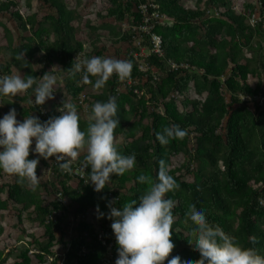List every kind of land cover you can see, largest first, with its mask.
<instances>
[{
    "label": "trees",
    "instance_id": "1",
    "mask_svg": "<svg viewBox=\"0 0 264 264\" xmlns=\"http://www.w3.org/2000/svg\"><path fill=\"white\" fill-rule=\"evenodd\" d=\"M41 1L54 9L56 17L51 26L56 34H60L59 37L50 42V33L46 29H35L16 50L24 53V58L28 61L32 60L34 53L41 50V64L48 67L53 60H57L62 69H69L74 65L73 56L82 52V44L73 38L69 13L63 1ZM148 1L156 6L158 14L167 21V24L151 22V33L161 40L162 56L149 54L145 59L147 66L154 67L162 76L158 81H153L147 75L146 82L141 87L117 93L115 89L119 85V78L113 74L107 81L108 93L101 100L115 97L119 125L114 130V139L118 135L123 136L121 145L116 146L126 155L135 154V167L122 175H112L111 182L101 192H97L88 183V170L84 169L83 179L72 183L73 175L63 173L59 167L60 162L56 165L53 170L60 180L58 183L61 194L69 201V206L75 209L74 214L78 219L74 228L75 236L67 242L62 241L63 213L53 221L45 219L53 212L66 211V208L57 202L43 207L34 197L35 190L26 191L27 183L24 180L20 182L14 175V182L7 186L6 199H0V211L6 210L10 203L23 210L32 206L36 221L42 226L45 241L39 243L35 235H24L22 229L20 234L30 238L31 245H36L33 255L40 264H105L107 258L115 263L118 253L110 227L111 220L106 217L97 218L96 206L99 205L100 210L107 213V202L114 198H117V206L137 199L145 189V185L137 181V176L144 172L155 179L161 159L166 162L169 173L179 184L174 192L166 193V196L175 201V220L170 237L175 247L164 264L173 255H178L181 259L199 258V252L191 244L195 241V234L191 231L192 221L185 215L192 204L203 207L209 222L218 224L225 232L236 236L238 243L264 255V207L258 203L259 200L264 203V113L259 111L264 105L260 106L256 100L258 96L264 97V92L263 95L260 94L259 87L251 88L247 83V77L251 74L247 65L250 60L244 61L246 64L239 62L243 58L242 49L248 48L251 51L249 45L252 39L264 37V29L261 25L253 28L247 26L248 15L244 17L240 13H234L230 9L231 0H206L208 9H223L218 17L206 18L204 11L183 8L181 0H109L106 16L117 21L126 19L131 28L138 27L143 18L138 6L145 4L150 13L152 9L148 7ZM260 2L264 9V0ZM14 7L13 0H3L0 2V13H9ZM133 7L137 8L136 12H133ZM10 15L21 22L16 12ZM32 24L30 19L27 23L21 22L20 26L23 30L32 29ZM200 31L203 33L200 34ZM221 34L225 38L218 40ZM128 39L129 35L124 33L114 43ZM145 39H148L147 35ZM183 43L207 47L212 51L182 49L180 45ZM124 59L131 60L133 66L130 78L123 81L144 77L139 70V61L131 55H126ZM168 61L186 62L195 68V72L171 71ZM228 65L231 66L229 76L221 81ZM6 71V68L0 67L1 73L7 75ZM191 82L197 95L206 94L203 101L182 98ZM87 85L80 73L75 76L71 74L66 79L65 91L71 99H76ZM35 86L36 84L32 87ZM134 89L142 93L141 97L133 94ZM241 95L248 97L250 103L241 101ZM225 96H228V101ZM95 99L99 100L100 97ZM177 99L184 111H178ZM149 106L153 108L151 111ZM158 107H161V112L157 111ZM39 108L40 106L34 105L32 109L23 110L22 115L31 114V110L42 121L57 116L53 112L42 115ZM188 108L190 110L185 111ZM130 116L137 120L129 122ZM145 121L148 123L144 124ZM174 123L185 128L188 134L183 139H172L169 144L161 145L156 139V132ZM79 125L82 127L87 124L79 119ZM222 126L224 132L220 133ZM254 138L255 145L252 143ZM189 141L193 142V146H188ZM181 153L185 156V163L178 168H170L171 159ZM85 155L86 152L81 156L80 163L84 162ZM40 160L44 162L43 158ZM193 163L194 171L190 170ZM182 173H191L193 181H182ZM2 192L3 187L0 186V195ZM89 210L95 212L99 230L85 221V214ZM17 226H22L20 215L17 216ZM56 232L61 234L63 254L52 251ZM14 251L18 252L13 264H32L27 246L16 247ZM11 252L8 251L4 256L0 253V263L5 262Z\"/></svg>",
    "mask_w": 264,
    "mask_h": 264
},
{
    "label": "clouds",
    "instance_id": "2",
    "mask_svg": "<svg viewBox=\"0 0 264 264\" xmlns=\"http://www.w3.org/2000/svg\"><path fill=\"white\" fill-rule=\"evenodd\" d=\"M23 56L24 53H20L17 58ZM132 66L128 59L95 55L81 57L71 65L69 72L73 76L80 73L85 83L100 89L113 74L120 80L130 78ZM34 84L36 77L32 75L27 78L19 73L0 75V95L13 99L32 88L29 100L41 106L57 91L56 76L51 70L45 72L33 88ZM57 111L59 115L44 121L32 113L18 120L15 108L0 117V171L15 175L20 182L26 178L29 187L35 190L39 183L36 169L41 157L45 160L53 157L60 162L61 170L70 172L73 161L86 150L83 167L88 170V183L101 192L111 182L112 175H122L135 167V154L122 153L114 142V130L119 125L115 97L91 105L87 131L79 125L75 103L64 101ZM187 134L185 128L174 123L156 132V139L161 145H167L172 139H183ZM33 144L34 147H30ZM30 152L38 155L29 158ZM137 181L145 185L137 199L117 206V198H114L107 202V213L97 205V218L111 220L118 253L115 264H164L175 247L170 238L175 201L166 193L174 192L179 184L163 159L159 161L155 179L141 172ZM185 215L192 221L195 241L191 244L199 252V258L181 259L173 255L167 259V264H264V255L254 248L244 247L236 236L210 223L203 207L192 204Z\"/></svg>",
    "mask_w": 264,
    "mask_h": 264
},
{
    "label": "rangeland",
    "instance_id": "3",
    "mask_svg": "<svg viewBox=\"0 0 264 264\" xmlns=\"http://www.w3.org/2000/svg\"><path fill=\"white\" fill-rule=\"evenodd\" d=\"M15 7L10 10L9 13H0V67L6 68L7 75L19 73L23 78H27L28 75L36 77V84L40 82V77L47 71H50L56 76V85H54L55 95L52 99L47 100L43 105L40 106L39 111L42 115L46 113H56L59 115L57 109L62 106L64 101H70L76 104L77 110L79 112V119L86 123L87 125L82 126V130L87 131V126L89 124V115L91 112V105L95 103V98L100 97L101 101L104 96L108 93L109 86L106 82L105 86L100 89H94L91 84L84 87L83 91L79 94L76 99H71L68 93L65 91L66 79L72 74L69 69H62L57 60H53L51 66H44L39 62V59L43 56V52L34 53L32 60H27L24 58H17L18 51L16 50L21 44L24 43L23 39L29 37L35 29H46L50 33V42H54L58 37L59 33L56 34L52 29L51 23L55 19L56 14L54 9L42 3L41 0H13ZM68 13H69V25L73 29V38L82 44V52L75 54L73 56L74 64L81 57H91L100 53V56H111L118 59H124L126 55H131L132 57H137L139 64L147 65L145 59L147 57L146 50H148L149 42L145 39V34L139 31L138 27H130L128 22L125 20L117 21L112 17L106 16V11L109 6V0H62ZM3 2V0H0ZM149 5H154L151 1H148ZM180 4L185 9L204 11L205 18L208 17H218L223 13V9L214 11L207 8L206 0H181ZM155 6V5H154ZM261 8L260 0H231L230 9L234 13H240L246 17L247 15L259 10ZM137 8L133 7V12H136ZM16 12L21 18L22 23H27L28 20H32V29H22L21 22L17 21L11 17L10 13ZM163 19V17H162ZM131 20V19H130ZM160 24H167L166 20H162ZM124 33L129 35V39L123 42L114 43L118 38H120ZM203 32L200 31V34ZM225 38L224 34L218 37ZM182 49H194V51H212V49L207 47L193 46L191 43H183L180 45ZM248 48L242 49L243 58L239 61L242 64H246L244 61L250 60L248 67L251 70V74L247 77V83L251 88L259 87L260 94L264 92V37L252 39ZM76 57V58H75ZM230 65L226 67L225 75L221 78V81L225 80L229 76ZM153 69L154 67H150ZM158 74V78L162 76V73L153 69ZM195 72V71H193ZM197 75L198 73H194ZM150 76V74H147ZM151 77V76H150ZM93 80L95 77L92 78ZM146 77L141 79H134L123 81L119 79V85L116 87L115 91L117 93H126L128 90L134 87H141L146 82ZM152 79V78H151ZM153 80V79H152ZM158 81V80H153ZM34 88V87H33ZM133 94L136 97H141L142 93L135 89ZM32 94V89L30 88L27 93H20L13 99L10 96L0 95V117L9 111L10 108H15L17 112V119L22 120L23 110L32 109L34 104L30 102L29 96ZM183 97L189 101H203L206 97L205 93L197 95L194 91L193 83H189L186 90L183 92ZM263 95V94H262ZM147 98V97H146ZM226 101H228V96H225ZM177 101V109L179 112L184 111L181 108L179 99ZM235 106V105H234ZM232 106V108L234 107ZM149 111L153 108L148 107ZM190 108L185 111H189ZM253 112V109H251ZM31 113L32 111L29 110ZM157 111L161 112V107H158ZM264 113V106L259 110ZM137 120V118L130 116L129 122ZM264 120V114H263ZM148 122L145 121L144 124ZM223 125V124H222ZM223 133V126L219 130ZM139 132L136 134L138 137ZM253 145L256 144V138L252 139ZM114 142L116 145H121L123 142V136L118 135ZM188 146H193V142L189 141ZM30 147H34V144ZM86 152L82 151L78 158L73 161L71 165V172L73 171L78 174V176H72V183L77 182L79 178L81 156ZM38 155L30 152L29 158ZM43 158V157H41ZM40 158V159H41ZM44 159V158H43ZM185 156L183 153L174 156L171 159L170 168H178L180 165L185 163ZM53 157L45 160L42 163L39 160L37 165V175H39V183L35 189L34 197L41 202L43 207L49 206L50 203L57 202L66 208L63 212H53L51 216V221H53L60 213H63L62 230L63 236L62 241L67 242L70 238L75 236L74 228L77 223V217H75L73 207L69 206V201L63 198L61 194V189L59 186V178L57 173L53 170L56 167V163ZM192 171L195 170V164L191 167ZM76 174V175H77ZM181 179L184 182L191 183L193 177L191 173H182ZM14 175L6 174L0 171V186L3 187V192L0 195L1 201L6 199L7 186L14 182ZM24 181L27 183L25 189L26 191L33 190L29 187V182L25 178ZM20 215L22 219L21 228L17 226V216ZM50 216L45 219L50 220ZM85 221L93 224L96 230H99L98 223L95 222V212L89 210L86 212ZM20 229L23 230L24 235H35L36 240L39 243H43L45 238L42 235V226L36 221V217L32 206H29L23 210L20 206L14 204H8L6 210L0 211V253L4 256L8 251L12 254L9 258L0 264H13L17 252L14 249L21 247L23 245L27 246L29 251L30 259L32 264H40L37 259L34 258V251L36 245H31L30 238L26 236H21ZM264 230V226H263ZM56 241L53 245L52 251L57 254H63L64 249L61 239V234L59 232L55 233ZM110 261H105L108 264ZM47 264V263H45Z\"/></svg>",
    "mask_w": 264,
    "mask_h": 264
},
{
    "label": "built area",
    "instance_id": "4",
    "mask_svg": "<svg viewBox=\"0 0 264 264\" xmlns=\"http://www.w3.org/2000/svg\"><path fill=\"white\" fill-rule=\"evenodd\" d=\"M148 7H150L152 9V11L150 13H148V9L147 6L145 4H141L138 6V10L140 11V13L142 14L143 18H142V22L141 24L138 26V30L142 32V34L147 35L148 37V42H149V46H148V50H146V54L147 56L149 54H153L156 55L157 57H161L162 56V50H161V40L160 37L151 33V27L153 23H161L162 21V16L158 14V12L156 11V6L154 5H148ZM246 24L247 26L253 28L257 25H261V28L264 29V9L260 8L259 10L251 13L248 15L247 19H246ZM135 60L137 59V57H133ZM167 65L169 67V69L171 71H186V72H193L195 71V68L193 66H190L189 64H187L186 62H182V63H175L173 61H168ZM155 69V68H153ZM151 69L150 67H148L147 65L144 64H139V70L144 74V77L147 76V74L149 73L151 78L153 80H158V74L156 73L155 70ZM0 75H6L0 72ZM134 93L136 92L135 89L132 90ZM241 101H247L248 103H250V99L248 97H244V96H239ZM256 100L258 101V104L260 106L264 105V97L262 96H258L256 97ZM59 163V161L56 163V165ZM84 167H83V163L80 166V172L81 174H79V178L83 179L84 177ZM66 171H63V173H65ZM71 172V171H70ZM68 172V173H70ZM75 173L73 171V176H78V174ZM259 205L264 207V203L263 201L259 200ZM54 214V213H53ZM50 220L51 216L49 217ZM101 235V232H100ZM114 237V234H113ZM115 238V237H114ZM100 239V236H99ZM31 253V252H29ZM108 264H115L114 262H109Z\"/></svg>",
    "mask_w": 264,
    "mask_h": 264
}]
</instances>
